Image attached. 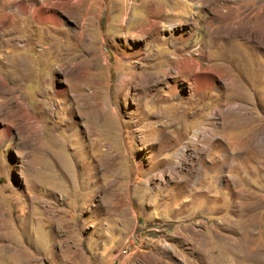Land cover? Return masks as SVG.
<instances>
[{
	"label": "rangeland",
	"instance_id": "obj_1",
	"mask_svg": "<svg viewBox=\"0 0 264 264\" xmlns=\"http://www.w3.org/2000/svg\"><path fill=\"white\" fill-rule=\"evenodd\" d=\"M31 1L0 0V264H264V0Z\"/></svg>",
	"mask_w": 264,
	"mask_h": 264
},
{
	"label": "bare ground",
	"instance_id": "obj_2",
	"mask_svg": "<svg viewBox=\"0 0 264 264\" xmlns=\"http://www.w3.org/2000/svg\"><path fill=\"white\" fill-rule=\"evenodd\" d=\"M186 1V0H185ZM15 2V1H14ZM26 2V1H25ZM34 3H36V1L35 0H32L31 2H30V4L31 5H34ZM194 4H195V6H194V8H193V10L195 9V8H197V10H196V14L198 13V12H200V10L202 11V7L200 6V3H199V1L197 0V1H194L193 2ZM20 8L21 7H24V3H20ZM25 7H26V4H25ZM32 7V6H31ZM190 8V7H189ZM24 9V8H23ZM36 9V8H35ZM200 9V10H199ZM35 14H37L38 16H39V18H41V19H53L54 20V17H52L51 15H49V16H47V15H45V13H44V11H43V8H42V3L40 2V4H39V6H38V8L35 10ZM190 15V14H189ZM196 16V15H195ZM204 16V15H203ZM246 17L245 16H240V19H239V21L241 22V25H243V24H248V23H246V22H249V20L248 19H245ZM250 18H252V16L250 17ZM242 20H244L245 22L243 23V21ZM239 22V23H240ZM260 26H264V14H262V16H261V19H260ZM263 29V31H264V27L262 28ZM141 31H144V30H141ZM246 31H248V32H246ZM245 31V33H249L250 32V30H246ZM243 32V31H242ZM211 77L209 76V75H206V74H203V73H200V74H197L196 76H195V83H196V85L197 86H199V87H203L204 85H206V84H208V83H210L211 82V79H210Z\"/></svg>",
	"mask_w": 264,
	"mask_h": 264
}]
</instances>
